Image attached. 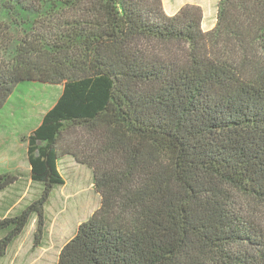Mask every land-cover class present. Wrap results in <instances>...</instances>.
<instances>
[{
  "label": "trees",
  "instance_id": "1",
  "mask_svg": "<svg viewBox=\"0 0 264 264\" xmlns=\"http://www.w3.org/2000/svg\"><path fill=\"white\" fill-rule=\"evenodd\" d=\"M21 27L0 63V109L22 81L63 83L27 136L41 195L0 217V257L66 179L93 168L100 207L57 264H264V0H0ZM2 39L0 40L1 43ZM18 175L0 173V189Z\"/></svg>",
  "mask_w": 264,
  "mask_h": 264
},
{
  "label": "rangeland",
  "instance_id": "2",
  "mask_svg": "<svg viewBox=\"0 0 264 264\" xmlns=\"http://www.w3.org/2000/svg\"><path fill=\"white\" fill-rule=\"evenodd\" d=\"M219 2L163 0V5L169 15L176 14L185 4L200 5L203 30L210 31L218 22ZM10 22L0 13V63L7 60L15 36L22 34L21 27ZM63 89V83L22 81L0 109V173H16L18 179L14 192L20 190L13 215L39 198L44 188L43 184L30 179L28 141L25 138L41 123ZM60 169L66 183L54 187L46 205L47 223L43 239L37 244L38 217L35 215L7 255L0 258V264H57L63 246L75 235L79 225L100 207L102 197L96 190L92 167L68 154L61 159ZM254 206L264 220V204L256 201Z\"/></svg>",
  "mask_w": 264,
  "mask_h": 264
},
{
  "label": "crops",
  "instance_id": "3",
  "mask_svg": "<svg viewBox=\"0 0 264 264\" xmlns=\"http://www.w3.org/2000/svg\"><path fill=\"white\" fill-rule=\"evenodd\" d=\"M42 122V121H41ZM41 124V123H40ZM39 124V125H40ZM37 125V127L39 126ZM36 127V128H37ZM35 128V129H36ZM33 129V130H35ZM32 130V131H33ZM0 172H2L0 170ZM30 174H31V164H30ZM31 176V175H30ZM31 181H34L36 183H40L38 181H35L32 179V177H30ZM42 184V183H41ZM17 185V180L9 185L8 187L4 188V189H0V217H7V216H12L13 215V210L15 209L16 207V202H17V197L20 195V190L17 189V191L14 192V189ZM25 208V207H24ZM24 208H22L21 210H19L16 214L20 213ZM14 214V215H16ZM32 220V219H31ZM31 222V221H30ZM29 222V223H30ZM29 225V224H28ZM27 225V226H28ZM26 226V227H27ZM26 229V228H25ZM25 229L23 230V232L25 231ZM22 232V233H23ZM22 233L17 236L14 241L8 246V249H7V252L9 251V249L17 242V240L19 239V237L22 235ZM4 232H1L0 231V238L3 236ZM7 252L4 256L0 257V258H3L7 255Z\"/></svg>",
  "mask_w": 264,
  "mask_h": 264
},
{
  "label": "bare ground",
  "instance_id": "4",
  "mask_svg": "<svg viewBox=\"0 0 264 264\" xmlns=\"http://www.w3.org/2000/svg\"><path fill=\"white\" fill-rule=\"evenodd\" d=\"M87 189V188H86Z\"/></svg>",
  "mask_w": 264,
  "mask_h": 264
}]
</instances>
